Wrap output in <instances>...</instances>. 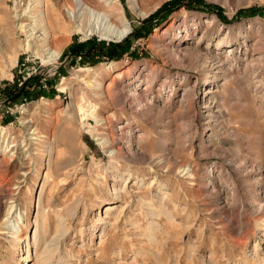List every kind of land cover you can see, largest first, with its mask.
<instances>
[{
    "label": "rangeland",
    "instance_id": "1",
    "mask_svg": "<svg viewBox=\"0 0 264 264\" xmlns=\"http://www.w3.org/2000/svg\"><path fill=\"white\" fill-rule=\"evenodd\" d=\"M88 1L0 0V264H264V0Z\"/></svg>",
    "mask_w": 264,
    "mask_h": 264
},
{
    "label": "bare ground",
    "instance_id": "2",
    "mask_svg": "<svg viewBox=\"0 0 264 264\" xmlns=\"http://www.w3.org/2000/svg\"><path fill=\"white\" fill-rule=\"evenodd\" d=\"M65 1H66V7H67V8H65V10H66L65 13L62 12V6L58 2H57V6L47 5L46 7H44V9H43V7H41V9H40V15H41L40 21H41V24L43 23V25H42V29H41L42 32L39 36L43 35L41 40L43 41V44H45L46 46H51V45H55L56 47L62 46V43L64 41H66V37L65 36H63V37L59 36L60 33L65 32V31H69L72 28L75 31H84L83 27L85 25L86 19H88L92 16H96V15L100 16L101 15L99 7L94 6L88 0H65ZM149 1L150 2H146L145 0H132V3L135 6V8L140 10V13L144 14L145 13L144 11H146V9L149 8L148 5L150 3L157 2L156 4L158 5L162 0H149ZM20 17H22V19L25 18L26 17V11L24 13H21L19 15V18ZM41 24H40V26H41ZM110 28L115 30L116 36H114V38L117 40H122L127 34L130 33V31L132 29L130 24H125L123 29H121V30L116 25H113V24L110 25ZM29 30H32V29L30 28ZM34 34L35 33L31 32V35H34ZM196 45L198 46L199 42ZM175 47H176L175 55H176L177 59L183 60L185 58L187 59V57L189 56L188 58L191 60V59H194V57H196V55H198V52H197L198 49H196V48L193 51L183 50L181 48V41L177 42ZM55 54L58 55V53H56V52H55ZM203 62L205 64V66L203 68L202 74H203V77H208L207 75H209V73H211V69H209L207 67L208 63L210 62V58H205L203 60ZM217 73L218 72H216L214 74L216 76V78L218 77ZM214 81H216V80H214ZM205 83H208V81H205ZM222 87H223V85H222ZM162 88L165 89V85H162ZM149 92H150L149 89L148 90L146 88L142 89V87H140V86L138 88H136V91H135V94H137L136 98L139 101V104L141 106L143 113H146L149 109H151V108L146 109L145 104H144V100L150 98ZM112 208H113V206H108L107 210H110Z\"/></svg>",
    "mask_w": 264,
    "mask_h": 264
},
{
    "label": "trees",
    "instance_id": "3",
    "mask_svg": "<svg viewBox=\"0 0 264 264\" xmlns=\"http://www.w3.org/2000/svg\"><path fill=\"white\" fill-rule=\"evenodd\" d=\"M177 0H174V2H176ZM173 2V1H172ZM169 6V5H166V7ZM119 47L121 48L119 50ZM129 45L125 46V45H115V47H110V48H106L104 49L105 47L104 46H100V49H96L95 47H90L89 49H87V51H83L82 49L81 50H78V49H74L72 51V53H74V56H77V55H81L82 57H87L88 58L90 57L92 60V58H95L96 56H99V58L102 59H114V58H119L123 55L124 52L127 51ZM25 84L27 85V81L25 82ZM18 89H21V92H22V85L18 88Z\"/></svg>",
    "mask_w": 264,
    "mask_h": 264
}]
</instances>
